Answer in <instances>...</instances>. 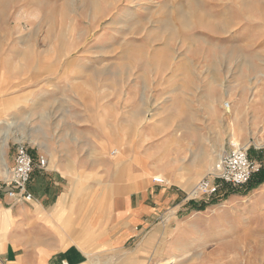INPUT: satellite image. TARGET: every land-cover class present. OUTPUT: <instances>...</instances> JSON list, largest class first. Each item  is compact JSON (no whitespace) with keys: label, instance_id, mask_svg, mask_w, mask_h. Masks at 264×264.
Segmentation results:
<instances>
[{"label":"rangeland","instance_id":"1","mask_svg":"<svg viewBox=\"0 0 264 264\" xmlns=\"http://www.w3.org/2000/svg\"><path fill=\"white\" fill-rule=\"evenodd\" d=\"M233 142L259 170L192 196ZM19 144L90 192L187 199L101 264H264V0H0V180Z\"/></svg>","mask_w":264,"mask_h":264},{"label":"crops","instance_id":"2","mask_svg":"<svg viewBox=\"0 0 264 264\" xmlns=\"http://www.w3.org/2000/svg\"><path fill=\"white\" fill-rule=\"evenodd\" d=\"M39 156L45 158L43 153ZM35 160L28 184L34 197L15 201L2 190L14 166L13 162L9 167L3 158L6 175L0 180V264H101L106 259L118 260L123 245L138 227L151 226L169 205L187 201L178 191L152 188L133 204L125 196L122 200L119 179L112 192L99 188L90 192L79 175H71L52 157H46V166Z\"/></svg>","mask_w":264,"mask_h":264},{"label":"built area","instance_id":"3","mask_svg":"<svg viewBox=\"0 0 264 264\" xmlns=\"http://www.w3.org/2000/svg\"><path fill=\"white\" fill-rule=\"evenodd\" d=\"M247 146L233 142L231 149L216 163L212 173L200 180L192 188V196L199 193L209 196L217 194L223 183L243 185L250 181L260 165L249 157ZM46 158L39 159L40 166H46ZM36 167L33 154L24 144L16 148L13 169L2 186L4 193L15 201H31L34 197L28 184ZM158 183H166L164 178H155ZM68 264V262H63Z\"/></svg>","mask_w":264,"mask_h":264},{"label":"bare ground","instance_id":"4","mask_svg":"<svg viewBox=\"0 0 264 264\" xmlns=\"http://www.w3.org/2000/svg\"><path fill=\"white\" fill-rule=\"evenodd\" d=\"M232 103L230 100H224V106H225V112L231 113L232 112ZM118 150H114L112 153H117ZM155 178H162V177H155ZM165 180V179H164ZM167 180V179H166ZM165 180V181H166ZM178 181V180H176ZM175 182V181H174ZM211 244V243H210ZM187 250L189 249H183L180 250V252L176 253L172 258L171 261L178 262L182 257L186 256Z\"/></svg>","mask_w":264,"mask_h":264}]
</instances>
